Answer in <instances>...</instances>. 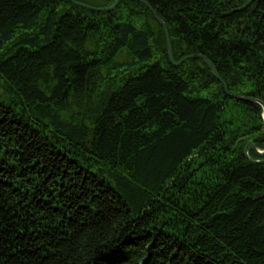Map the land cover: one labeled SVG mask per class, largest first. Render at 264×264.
I'll return each instance as SVG.
<instances>
[{
    "label": "trees",
    "instance_id": "obj_1",
    "mask_svg": "<svg viewBox=\"0 0 264 264\" xmlns=\"http://www.w3.org/2000/svg\"><path fill=\"white\" fill-rule=\"evenodd\" d=\"M145 1L264 102V0ZM262 114L138 0H0V264H264Z\"/></svg>",
    "mask_w": 264,
    "mask_h": 264
},
{
    "label": "water",
    "instance_id": "obj_2",
    "mask_svg": "<svg viewBox=\"0 0 264 264\" xmlns=\"http://www.w3.org/2000/svg\"><path fill=\"white\" fill-rule=\"evenodd\" d=\"M71 1L78 6L88 8V9H91L94 11H99V12H111V11L115 10L121 2V0H116V2L110 7L98 8V7H93V6H90V5H87L84 3H80L77 1H73V0H71ZM138 1L143 3L152 12L155 20L162 26V28L165 32V35H166L168 56H169V59L173 65L179 66L183 62H185L189 59H198V58L203 59L205 61V63L210 67V69L213 72V74L215 75V77L223 84L225 91L230 95L231 98H233L235 100H240V101H248V102L258 103L259 105L262 106V108H263L262 118H263V123H264V102L260 101L258 99H255L253 97L231 94L228 90L227 83L221 78V76H220L219 72L217 71V68L215 67V65L209 59H207L204 55L192 54V55H188V56L181 58L179 61H176L174 58V54H173L172 42H171L170 33H169V29H168L167 24L164 22V20L160 17V15L152 8V6L147 1H145V0H138ZM250 149H253L255 151L256 155L258 157H260L261 159H259V160L253 159L249 154ZM244 153L250 162L255 163V164H264V149L261 150V149L256 148V146L254 145V143L252 141L248 142V144L245 147Z\"/></svg>",
    "mask_w": 264,
    "mask_h": 264
}]
</instances>
